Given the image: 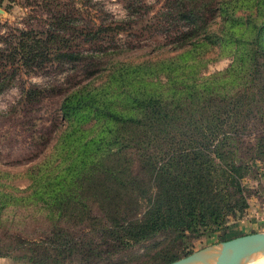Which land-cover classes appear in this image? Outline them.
Listing matches in <instances>:
<instances>
[{
	"label": "trees",
	"instance_id": "16d2710c",
	"mask_svg": "<svg viewBox=\"0 0 264 264\" xmlns=\"http://www.w3.org/2000/svg\"><path fill=\"white\" fill-rule=\"evenodd\" d=\"M209 2L192 1L188 5L173 2L164 13L170 22L150 24L152 31L175 29L179 44L191 46L176 62H164L150 73L165 74L167 90L153 89L143 98L135 95L134 104L130 108L123 105L122 110L107 107L98 98V92L92 95V91L82 90L66 97L62 105L63 116L68 121L96 119L97 123L102 122V128L85 143L86 153L95 150L94 159L84 163L69 185L71 190L55 194L53 208L62 213L66 222L95 228L102 243L113 244L114 250L107 254L160 236L177 242L188 233L198 235L213 230L227 218L242 215L249 207L243 180L255 173L256 161L264 162V37L261 32L264 23L259 25L251 15L246 20L237 16L242 8L239 4L222 2L220 11L225 16L221 26L213 29L215 33L210 32L209 27L219 22L209 19L214 10ZM129 8L139 9L134 2ZM258 11L264 22V0ZM69 16L57 18L61 20V29V24L71 21ZM228 19L232 21L231 27L227 26ZM241 20L247 23L246 31L250 32L246 38L244 32L236 35L232 30ZM112 28L86 25L79 32L83 41L93 43ZM201 29L203 37L199 35ZM58 34L53 32L49 38L57 41ZM34 37L37 36L33 32H27L16 41L8 59L30 70L41 68L50 59L76 64L84 58L83 50L55 47L50 52L45 47L36 48L32 42ZM206 42L217 47L231 43L235 58L225 71L198 79L194 68L188 69L195 65L186 59L191 52H200ZM176 67L185 68L177 79ZM229 80L236 83L234 93L222 92L226 89L222 86ZM254 131L258 134L254 141H249L247 138ZM115 139L121 144L119 151L97 149ZM130 147L137 150L143 174L127 175L130 162L126 163L123 149ZM86 195L95 197L98 215L86 204L80 205V200L77 202V198ZM13 198L0 188V217ZM51 227L44 239L33 242L31 255L17 258L32 264H51L74 253L82 254L86 260L104 254L94 245L92 237H80L66 228L70 226L63 221L52 223ZM8 250L0 248V253ZM178 259L179 256L171 253L165 264Z\"/></svg>",
	"mask_w": 264,
	"mask_h": 264
},
{
	"label": "rangeland",
	"instance_id": "374dc122",
	"mask_svg": "<svg viewBox=\"0 0 264 264\" xmlns=\"http://www.w3.org/2000/svg\"><path fill=\"white\" fill-rule=\"evenodd\" d=\"M192 1L201 2L0 0V188L5 194L15 197L0 217V248L9 249L0 253V264H32L17 257L31 255L33 242L44 239L52 223L60 221L68 224L70 227L66 228L80 237H92L94 245L96 243L98 250L104 254L94 260H86L82 254L74 253L58 260V263L52 260L51 264H165L167 255L171 253L181 258L213 243L264 231V162L259 160L255 162V173L243 180L249 203L245 212L238 217L227 218L213 230L198 235L188 233L177 242L168 236H160L107 254L114 250L113 244L102 243L97 238L99 232L95 228L66 222L62 213L53 208L55 194L71 190L69 185L85 166L84 163L94 159L95 150L86 153L85 143L98 135L102 128V122L97 123L96 119H65L62 105L66 97L77 90L92 91V95L98 92V98L107 107L122 110L123 105L127 104L126 108H130L134 104L132 97L135 95L143 98L153 89L167 90L165 74L153 76L150 73L164 62H176L180 59L178 56L191 46L179 44L175 29L169 32L152 31L150 24L170 22L164 13L173 2L188 5ZM131 2L137 3L139 9L132 11L129 8ZM222 2L239 4L242 8L237 16H243L246 20L251 15L259 25H263L258 11L262 0H210L209 5L214 10L209 14V19L219 22L209 27L210 32L221 26L220 21L225 16L220 11ZM143 6L148 7L147 11ZM66 14L70 15L71 21L67 23L66 20L61 24L62 30L59 24L61 20L57 21V18H67ZM228 21L227 26L231 27L232 21ZM242 22L244 20L232 30L236 35L244 32L246 38L250 32L246 31L247 23ZM86 25L113 28L101 34L96 42L86 43L79 32ZM27 32L37 36L32 41L36 48L45 47L50 52L55 47L83 50L84 58L76 64L50 59L41 68L30 70L19 66L16 60L12 63L7 55L16 46V41L25 37ZM53 32L60 33L59 40L49 38ZM261 32L264 37V27ZM199 35L205 36L203 29ZM217 46L206 42L200 52H191L186 59L189 64L195 65L188 69L194 68L198 79L223 72L234 62V45ZM89 61L94 65L91 66ZM180 68L175 69L176 79L185 69ZM235 85L229 80L227 85L222 86H226L222 92H236ZM257 134L254 131L247 139L254 141ZM109 142L102 143L97 149L100 152L111 149L119 151L121 144L116 139ZM123 150L128 159L126 163L130 162L126 167L127 175L143 174L137 150L132 147ZM76 200L98 215V202L93 195L81 196Z\"/></svg>",
	"mask_w": 264,
	"mask_h": 264
},
{
	"label": "water",
	"instance_id": "95a60500",
	"mask_svg": "<svg viewBox=\"0 0 264 264\" xmlns=\"http://www.w3.org/2000/svg\"><path fill=\"white\" fill-rule=\"evenodd\" d=\"M264 257V231L210 244L168 264H250Z\"/></svg>",
	"mask_w": 264,
	"mask_h": 264
},
{
	"label": "bare ground",
	"instance_id": "6f19581e",
	"mask_svg": "<svg viewBox=\"0 0 264 264\" xmlns=\"http://www.w3.org/2000/svg\"><path fill=\"white\" fill-rule=\"evenodd\" d=\"M250 264H264V257H260L257 260L251 262Z\"/></svg>",
	"mask_w": 264,
	"mask_h": 264
}]
</instances>
